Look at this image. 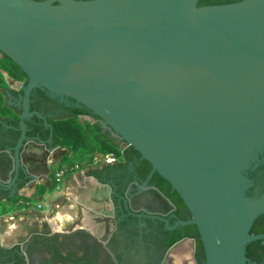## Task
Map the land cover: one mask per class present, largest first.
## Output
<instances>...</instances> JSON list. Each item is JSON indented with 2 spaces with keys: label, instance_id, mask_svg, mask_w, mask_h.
<instances>
[{
  "label": "water",
  "instance_id": "95a60500",
  "mask_svg": "<svg viewBox=\"0 0 264 264\" xmlns=\"http://www.w3.org/2000/svg\"><path fill=\"white\" fill-rule=\"evenodd\" d=\"M0 54L27 76L13 127L19 137L0 151V187L10 197L34 177L26 145L47 144L28 137V122L37 116L52 127L31 110L32 92L41 90L87 108L104 133L151 164L133 194L98 180L92 201L110 202L102 212L116 227L115 214L140 224L154 218L169 230L195 225L203 264H257L247 245L264 240L251 232L264 214V189L251 177L264 164V0H0ZM154 173L178 193L189 219L173 215L171 224L134 207Z\"/></svg>",
  "mask_w": 264,
  "mask_h": 264
},
{
  "label": "flooded vegetation",
  "instance_id": "af4514ba",
  "mask_svg": "<svg viewBox=\"0 0 264 264\" xmlns=\"http://www.w3.org/2000/svg\"><path fill=\"white\" fill-rule=\"evenodd\" d=\"M19 82L27 83V79L22 81L13 79L15 87L9 91L11 95L8 97V101H10L12 108L21 112L19 102L22 100V91L19 89ZM71 102L74 101L71 100ZM31 110L39 111L51 124L57 119L74 114V107L67 106L59 100L50 99L41 90L32 92ZM33 118H37V121L39 120V127L44 130V133L48 130L53 133V127H49L37 116ZM5 133L10 135L8 130ZM119 143L123 144V141L119 140ZM123 146L128 147L125 144ZM261 158L264 160V154ZM114 162L118 163L119 160L114 159ZM145 164L146 161L142 157L136 156L131 158L125 168H113L109 172L105 171L102 181L104 180V183L111 184L119 193L129 192V194H133L138 191L137 184L148 180L152 166L149 173L143 176ZM155 174L148 181L147 190L144 192L140 191L141 194L136 197L134 207L137 210L146 208L150 210L152 215H167L171 224L176 222L173 215L178 220L189 219L190 212L184 203L180 204L183 206H180V212H178V207L173 203L172 199L155 185V180L153 179ZM3 177L5 179L8 178L7 173ZM251 177L257 184L261 183V187L264 189V164L257 167L251 173ZM20 189L18 188V193ZM171 192L175 194L176 191H172L171 188ZM10 194L11 190L0 187V197L2 199ZM107 202L109 201L103 200V203ZM106 219L111 222L110 216L107 215ZM115 220L120 221L116 227L118 231L126 232L131 230L134 233L133 236H141L143 238V243L136 240L137 243L125 249L123 256H121V261L113 253L112 249L117 247V244L115 238L112 235L110 236L109 232H105L104 235L98 237L83 229L62 230L58 226H53L46 218L38 219V217H32L30 220H21L5 229L4 238L0 240V264H126V256L128 257L130 253L135 254L134 263L137 262L139 257L143 256L145 258H153L155 264H174V259L169 256V250L176 243L170 245L171 238L166 235V232L174 233L183 227L169 230L163 222L154 218L143 220L140 224L137 218L131 216L125 218L120 214H115ZM186 238L193 239L190 237H184L183 239ZM194 243L195 250L192 254V260L194 264H201V261L196 257L195 239ZM252 262L257 263L256 261ZM188 263V260L184 261V264ZM257 264H264V260Z\"/></svg>",
  "mask_w": 264,
  "mask_h": 264
},
{
  "label": "trees",
  "instance_id": "16d2710c",
  "mask_svg": "<svg viewBox=\"0 0 264 264\" xmlns=\"http://www.w3.org/2000/svg\"><path fill=\"white\" fill-rule=\"evenodd\" d=\"M240 0H199V6L204 5H215V4H226ZM22 81L27 79L26 74L21 70L20 66L11 60L8 56L3 55L0 58V119L5 123L6 126H11L8 133L14 137V142L10 145H14L19 137L20 132L13 129L18 127L20 122V111H16L12 106L6 103L7 92L11 90L10 83L7 78ZM100 118L92 114L87 108H74V114L69 117L60 118L53 121V137L52 145L60 146L66 149L58 162L55 175L51 173V183L47 187L43 184H37L35 186L36 196L41 197L48 191H53L59 186V179L57 173L63 172L62 175H69L75 172V170L86 169L90 166H95L94 162L98 157L106 158L108 155H114L115 159H118V163H109L102 168L95 166V169L89 172L90 175L96 178L102 179L103 173L109 172L113 168H125L131 158L140 156L141 154L136 151L132 146L123 142H116L115 139L109 134L104 133L98 121ZM39 121V120H38ZM37 118H33L28 122L29 131L28 137H39L42 141L47 142L50 139L51 130L44 133L38 124ZM128 147H124L123 145ZM7 147V146H6ZM6 147L2 146L0 150H4ZM80 151L91 154L90 158L86 161L82 160L78 154L83 153ZM80 152V153H79ZM4 163H9L8 158H1ZM146 161L144 167L143 176H146L150 169V163ZM80 168V169H79ZM53 174V175H52ZM53 176V177H52ZM20 177L23 179V172L20 173ZM155 185L158 186L164 194L168 195L173 203L178 207V212L182 199L177 192L172 194L171 185L168 181L162 178L158 173L155 174L154 178ZM26 180L19 183L18 188H22L25 185ZM5 199L10 201L11 204H18L24 202L25 206H31L35 200L28 196H22L16 193L14 196H6ZM0 197V203L3 202ZM4 207H7L4 206ZM252 233L259 234L264 233V214L254 223ZM166 235L171 238L170 245L182 240L184 237H190L195 239L196 242V257L201 264L205 260L204 248L200 240L198 229L195 225L184 226L181 229L176 230L174 233L167 231ZM247 256L252 260L260 263L264 260V240H257L247 245Z\"/></svg>",
  "mask_w": 264,
  "mask_h": 264
},
{
  "label": "crops",
  "instance_id": "0c3cea01",
  "mask_svg": "<svg viewBox=\"0 0 264 264\" xmlns=\"http://www.w3.org/2000/svg\"><path fill=\"white\" fill-rule=\"evenodd\" d=\"M1 58V57H0ZM10 81L11 88H14L13 79L7 78ZM10 92H7L6 103L10 105V101H8V97ZM11 106V105H10ZM10 129V126H6L3 121L0 119V148L2 146L6 147L14 142V137L10 134L9 142L4 140L6 135L5 132ZM47 144L44 146L36 145L32 143H28L26 145V149L24 151V156L28 157L27 166L28 170L34 177H30L29 184L24 185L20 190L19 194L23 196H28L33 198L35 201L42 200L45 195L41 197L36 196L35 186L37 184H43L45 186H49L51 183L50 173L52 171L49 168V163L53 161L57 156L58 160L60 156L66 152V149L61 148L60 146H53L52 144L46 142ZM52 148V149H51ZM62 150V153H59ZM1 151V150H0ZM57 160V162H58ZM57 162H55L57 165ZM100 166L99 168H102ZM95 169V166H90L86 169H81L69 175H62V230H86L93 235L98 237L105 234V232H109L110 236L112 235L115 240L117 247L113 250V253L118 257L121 261V256L124 254L125 249L130 247L131 245L137 243L136 240L140 243H143L142 237L133 236L134 233L130 231H118V228L111 221H107L106 214H103L102 209L112 208L110 202L107 203H99L92 201L91 193L93 191L102 188V185L98 183V180L105 184L104 180L96 178L93 175H90L89 172ZM51 171V172H50ZM62 172V171H61ZM63 174V172H62ZM49 179V182H46ZM70 179V180H69ZM33 185V186H32ZM59 188V186L57 187ZM56 188V189H57ZM55 189V190H56ZM57 192V191H55ZM60 192V191H59ZM58 193V192H57ZM2 201H6V205L9 206L11 203L3 199ZM115 218V217H114ZM47 219V218H46ZM6 220V219H5ZM47 220L51 221L52 219L48 218ZM3 222L0 217V240L4 238V233H1V228ZM6 225V228L11 227ZM58 227H60L58 225ZM5 228V229H6ZM4 229V228H3ZM5 229L3 231H5ZM109 230V231H108ZM195 250V243L193 240L186 238L178 243H176L170 250L169 256L174 259V264H184L185 260H188V264H194L192 260V254ZM126 254V253H125ZM134 253H130V255L126 256V264H155L153 258H145L143 256L139 257L136 263H134Z\"/></svg>",
  "mask_w": 264,
  "mask_h": 264
},
{
  "label": "rangeland",
  "instance_id": "374dc122",
  "mask_svg": "<svg viewBox=\"0 0 264 264\" xmlns=\"http://www.w3.org/2000/svg\"><path fill=\"white\" fill-rule=\"evenodd\" d=\"M0 57H1V54H0ZM7 80L10 83L9 79ZM115 141L119 142L118 139H115ZM80 152H83V153H80ZM80 152L78 156L84 161L88 160L91 156V154L87 152H84V151H80ZM59 153H62V150H60ZM114 159L115 158L113 157H109V155L106 158L98 157L96 161L94 162V165L99 166V167L105 166L109 163H115ZM57 160H58V156L49 163V168L54 175L56 173V168H57V165L55 167L54 164H56L55 162H57ZM76 171L77 170H75V172ZM58 179L60 183L59 188L47 193V195L44 196L42 200L35 201L31 206L30 205L25 206L26 203L24 204V202H22L18 204H10L9 206L4 207L7 204L6 201L1 202L0 203V217L2 218V222H3L1 233L4 232L3 230L6 228V225L8 226V224H10L9 226H11L21 220H30L32 217H38V219H43V218L50 219L51 218L52 220L50 221V223L55 227L59 225L61 228L62 227V176L59 177ZM46 182H49V179ZM55 191H57L58 193Z\"/></svg>",
  "mask_w": 264,
  "mask_h": 264
},
{
  "label": "built area",
  "instance_id": "2783aa9c",
  "mask_svg": "<svg viewBox=\"0 0 264 264\" xmlns=\"http://www.w3.org/2000/svg\"><path fill=\"white\" fill-rule=\"evenodd\" d=\"M57 176H58V178L61 177L62 176V172L57 173Z\"/></svg>",
  "mask_w": 264,
  "mask_h": 264
}]
</instances>
